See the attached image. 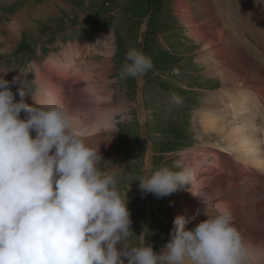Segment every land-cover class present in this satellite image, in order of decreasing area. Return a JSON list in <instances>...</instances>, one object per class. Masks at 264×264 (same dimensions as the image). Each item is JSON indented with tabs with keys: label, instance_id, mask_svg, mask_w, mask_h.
<instances>
[{
	"label": "rangeland",
	"instance_id": "374dc122",
	"mask_svg": "<svg viewBox=\"0 0 264 264\" xmlns=\"http://www.w3.org/2000/svg\"><path fill=\"white\" fill-rule=\"evenodd\" d=\"M179 1L181 0H0V78L9 82H12L14 77L17 78L18 82L11 85V90L18 101L17 88L25 87V95L33 96L37 91L35 80L37 69L46 68L51 62L49 58L53 56H64L67 47L71 46L70 49L73 50L80 46L85 54L76 57L77 63H74L77 64L76 67L82 68L83 63L91 61V70L95 69L94 65L104 62L105 58L103 59L102 53L90 51L88 46L93 44L97 49L100 48L99 50L107 48L106 52L111 51L110 63L106 64V72L99 80V89L102 93L98 95V101L95 102L92 96L82 94L80 98L77 96L75 98V94H72L74 97L70 103L74 102L68 107L78 116L85 118L86 123L90 120L91 124L106 131L102 139L101 135H92L84 141L96 139L97 144L94 143L93 147H98L102 156L101 171L112 173L121 197L126 196L132 221L130 230L133 233L128 237L129 247L136 246L139 243L137 236L141 235L145 243L152 246L154 252H159L170 239V230L176 216H192L194 225L187 229L202 222L194 208L203 206L194 195L197 197L203 195L209 198L212 204L216 203V206L223 202L229 205L235 203L237 207L232 213L236 227L241 230L248 248H256L258 236L261 233L264 235V201L259 193L261 187H264V172L256 166H249V162L242 161L232 151L226 149L227 145L222 138L218 139L212 133L197 130V116L203 112V108L211 106L206 101L210 96L234 93L236 90L249 91L252 80L227 87L223 86L222 73L214 75L209 72L202 62L205 60H201L207 57L206 51L209 47L203 46L204 42L199 43L189 37L194 29H190L178 16L175 6ZM182 1L190 6L189 11H185L191 13L195 23L199 25L207 20L208 16L202 17L199 9L200 0ZM208 1L211 3L212 0ZM221 1L222 15L228 17L230 25L232 10L234 8L239 10L241 7L244 10L247 6L246 0ZM258 9L264 16V9L257 6ZM232 19L237 20L235 15ZM221 20L223 22L224 18ZM21 23L23 24L20 25L19 36L15 34V37H12L11 31L13 32L15 27L18 28ZM202 26L204 32L214 31L209 26L204 24ZM237 34L244 42L247 41L244 36ZM222 40L221 38L220 41ZM132 48L149 56L153 68L136 78H121L120 73L126 63L125 55ZM238 48L243 55H250L244 45ZM210 56L213 58V55ZM221 57H224L223 53L218 59ZM211 61L210 65L214 68L215 62ZM56 70L64 72L57 81L60 89L54 87L58 94L55 96L57 99L68 98L70 86L78 87L81 91L84 82L74 76L72 70L66 73L57 67L53 72ZM45 81L52 82L46 78ZM51 89L48 88L49 92ZM173 93L183 98L182 105L176 106L171 103L170 97ZM85 98L93 104L95 102L99 108L102 103H108L113 109L105 114H100L96 110L85 116L84 108L80 104ZM254 98L255 101L252 95L251 100L249 99V106L252 102L255 106H262V102L264 104L262 97L254 95ZM25 99L27 102L31 101L30 97ZM58 103L67 107L64 103L59 101ZM92 108L95 110L94 106ZM256 111L254 123L258 125L257 128L262 129L258 123L262 122L264 109ZM224 114L227 117L219 115L221 123L236 118L233 113ZM246 115L245 113L244 116ZM257 134L261 137L260 131ZM261 146H264V142H261ZM204 149H212L230 157L236 163L233 169L238 170L240 166L242 175L230 170L226 172V178L219 175L217 180L215 171L219 170L214 163V166H210L211 171L197 173L198 178L191 176L189 172L193 182L191 184H196L198 180L206 181V185L203 184L196 190L197 193L201 192V195L195 190L192 195L188 189L191 185H181L175 193L159 198L152 193H144L139 188L138 181L142 176L150 175L162 166H167L173 171H183L187 162L183 161L181 165L180 161L186 155L192 154L194 159L192 167L205 158L206 163L213 162L204 155ZM221 168L224 171L227 165ZM213 172L216 178L211 177ZM230 175L235 180L231 181ZM226 180L233 185L240 183L239 185L245 189L230 186L226 192L224 191ZM231 206H228V209ZM256 206L261 207L255 209ZM122 246L123 242L119 243L118 249ZM122 259L127 264L126 259L123 257Z\"/></svg>",
	"mask_w": 264,
	"mask_h": 264
},
{
	"label": "clouds",
	"instance_id": "9594fccd",
	"mask_svg": "<svg viewBox=\"0 0 264 264\" xmlns=\"http://www.w3.org/2000/svg\"><path fill=\"white\" fill-rule=\"evenodd\" d=\"M125 59L121 78L153 68L151 58L135 48ZM17 82L0 78V264H125L122 257L127 264H257L231 210L214 208L203 195L194 196L209 209L205 220L187 229L188 220L176 216L159 252L141 235L129 247L126 196L114 175L101 171L99 148L74 130L63 106L39 104V90L26 96L25 87L17 88L16 102L11 85ZM170 101L180 106L183 98L173 93ZM138 183L159 198L190 181L185 172L162 166Z\"/></svg>",
	"mask_w": 264,
	"mask_h": 264
},
{
	"label": "bare ground",
	"instance_id": "6f19581e",
	"mask_svg": "<svg viewBox=\"0 0 264 264\" xmlns=\"http://www.w3.org/2000/svg\"><path fill=\"white\" fill-rule=\"evenodd\" d=\"M245 2L247 6L244 8V10L241 7L239 10L234 8V10H232L233 12H228L230 13V18L232 20V24L230 25L228 24L229 20H227L228 17H223L222 15L223 12L221 11L220 6H222L223 4L221 0H212L211 3H209L208 0H200L199 9H201V12L203 14L202 17L208 16L207 20L205 19L206 21H203V24L209 26L210 29H213V32H204V26H202L203 24L198 25L197 23H195V19L192 17L191 13L186 12L189 11L190 6L184 3V1H179L178 4L175 6V9L178 16H180V18L185 22V24H187L190 29H194V31L190 33L189 37H192V39H196L199 43L204 42L205 44H203V46L209 47V50L206 51L208 53L206 54L207 57H204V59L201 58V60H205L202 62L205 64V66H207L209 72H212L214 75L218 74L219 72L223 74V86H230L231 84H240L245 81L247 82L248 80H252L251 89L249 91L236 90V92L234 93L226 92L222 95L214 94L213 96H210L206 101L211 106L209 108H203V112H200V114L197 116V130L207 134L212 133L216 135L218 139L222 138V140L227 145L226 149L232 151L235 156L239 157L242 161L249 162V166H256L257 169H259L261 172H264V146H261V142H264V116L261 119V123L257 122L258 124H261L262 129L261 127L257 128L258 125L254 123L256 122L254 118L255 113L257 112L256 110L260 111L261 108L264 109V104L262 102V106H255V104H253L252 102V105L254 106L248 105L249 99L251 100L252 95L254 101V95L262 97V101H264V16L261 15V11L259 10L260 8L257 10V6H261L262 10L264 9V0H246ZM212 4H214L213 7ZM214 9H216V11ZM233 15H235V18H237L236 21L232 19ZM223 18L224 21L226 20V22H222L221 19ZM22 24L23 23L19 24L17 26L18 28L15 27L13 32L11 31L12 37H15V34L19 36V31L21 29L20 25ZM194 24L198 27H195ZM237 33L244 36L247 41L244 42L242 39H240ZM221 38L223 39L222 41H220ZM241 45H244V47L246 48L245 50H247L251 56L248 54V56L246 54L243 55L240 52V49L238 47ZM70 47L71 46L66 48V50L64 51V56L59 55L56 57L53 56V58H49L51 62L47 64L46 68L37 69V71L35 70L37 90H39L42 95L35 96L34 98L41 105H59L58 101L60 103H64L67 106L64 108L71 118L74 130L79 132L83 139L92 135H101L102 139V135H104L106 131L97 128L96 125L91 124L90 120L88 121L89 123H86L85 118H83L82 116H78L75 111L72 112L71 108L68 107L69 104H72L74 102L72 101V103H70L74 95H72L70 99L60 97L59 99H57L55 97L58 95L56 89H60L57 81L63 76L64 72L59 70L53 72V70L57 67L62 68L66 73L72 70L73 75L79 78L82 82H84V84L82 85L81 91L78 90V87L73 86H70L68 90L72 89L73 91L71 93L75 91V98L76 96L80 98V95L84 94L87 96L94 97L96 102L98 101V95L102 93V91H100L101 89H99V80L101 79L100 77L104 74V72H106V66L110 63L109 60L111 57V51L106 52L108 51L107 48L99 50L100 48L97 49L96 46H93V44L88 46V48H90V51H96L98 54L102 53L103 59L105 58L104 62H99L100 64L98 63V65L96 64V66L94 65L93 68L96 69L95 71V69H90V65H92L91 61V63H83L84 65L82 66V68L76 67V57L84 55L85 52L82 48H80V46H77L75 48L72 47L73 50H71ZM222 53L224 57L218 59V56H220ZM210 55H213V58ZM211 60L215 62V69L212 68V65H210V62H212ZM48 71L49 73H47ZM45 78L51 79L52 82L45 81ZM105 79L107 78L105 77ZM91 82H95L96 84L93 85ZM87 87H89V89ZM48 88H52L50 92ZM224 89L226 90L225 87ZM18 98L20 100L19 95ZM19 100L16 102H19ZM24 102L29 104L30 106H35L32 100H29V102H27L24 98ZM90 102L91 101L88 98H85L84 101L80 103L81 107L84 108L83 112L85 113V116L89 115L90 113L96 112V110H98L100 114H105L108 110L113 109L108 103H102L101 107L99 108L95 105V102L94 104ZM93 106L95 107V110L92 108ZM224 113H233L236 118H232L231 120H229V122L221 123L219 115L222 117H227V115H225ZM245 113L247 114L246 116H244ZM25 115L26 114L22 112L20 114V118L24 119ZM258 131L261 132V137L257 136ZM33 138H35V136ZM85 142L90 144L91 146H93L94 143L97 144L96 139H90V141L89 139H86ZM203 153L206 157L212 159L213 162L207 161L206 163L205 158L201 159L203 161H198L197 163H195L194 167H192V163L194 162L192 154L184 156V158L180 161L181 165L183 161L187 162V165L185 167L183 166V172L187 174L190 184H184L183 186L191 185V187H188V189L191 190L192 195H194L193 191H196L199 186H203V184L206 185V181L198 180L196 184H191L193 182L190 179L189 172L191 173V176L198 178L196 176L197 173L199 174L201 172H204L205 170L211 171L210 166H214V163L215 167H218V170L221 166L227 165L228 171L226 168V172L233 170V168L236 166V163H234V161L230 157H226L212 149H204ZM191 167L192 169L190 170ZM238 168L241 167L238 166ZM221 171H223L222 168ZM216 172L219 171H215V173ZM215 173L213 172V175L211 176L212 178H216V176L214 175ZM239 184L235 183L233 185L232 182L226 180L224 181V191H229L230 186L238 187V189H245ZM197 192L198 191H196V193ZM197 194L201 195V192ZM215 204L216 203L212 204L214 208H228V206H231L227 202L217 204V206ZM260 207L256 206L255 209H259ZM208 210L209 209L204 206H196L194 208V211L199 214L202 221L206 219V216L203 215V211ZM230 210L231 212H233L232 209ZM185 218L188 219V224L186 225V228L194 225V221H192V216H188ZM261 234L258 236L257 239L258 246L256 248L249 249V256L253 258L257 262V264H264V256L260 255L261 251H264V235Z\"/></svg>",
	"mask_w": 264,
	"mask_h": 264
}]
</instances>
